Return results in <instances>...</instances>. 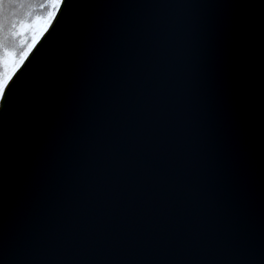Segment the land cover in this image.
<instances>
[{
  "label": "water",
  "instance_id": "water-1",
  "mask_svg": "<svg viewBox=\"0 0 264 264\" xmlns=\"http://www.w3.org/2000/svg\"><path fill=\"white\" fill-rule=\"evenodd\" d=\"M0 107V264H264V0H62Z\"/></svg>",
  "mask_w": 264,
  "mask_h": 264
},
{
  "label": "trees",
  "instance_id": "trees-1",
  "mask_svg": "<svg viewBox=\"0 0 264 264\" xmlns=\"http://www.w3.org/2000/svg\"><path fill=\"white\" fill-rule=\"evenodd\" d=\"M62 0H16L5 3L0 23V107L6 86L48 28ZM16 25V27H12ZM27 26V31L24 27Z\"/></svg>",
  "mask_w": 264,
  "mask_h": 264
},
{
  "label": "snow or ice",
  "instance_id": "snow-or-ice-1",
  "mask_svg": "<svg viewBox=\"0 0 264 264\" xmlns=\"http://www.w3.org/2000/svg\"><path fill=\"white\" fill-rule=\"evenodd\" d=\"M16 2V0H0V15H2V10H3V7H4V4L5 3H14ZM12 27H16V25H12ZM24 27V31H27V26H23ZM3 31V24L0 23V32Z\"/></svg>",
  "mask_w": 264,
  "mask_h": 264
},
{
  "label": "rangeland",
  "instance_id": "rangeland-1",
  "mask_svg": "<svg viewBox=\"0 0 264 264\" xmlns=\"http://www.w3.org/2000/svg\"><path fill=\"white\" fill-rule=\"evenodd\" d=\"M58 11V9L55 11V13H54V15H53V18L51 19V21L49 22V25L51 24V22L53 21V19H54V16L56 15V12ZM49 25H48V27H49ZM48 29V28H47Z\"/></svg>",
  "mask_w": 264,
  "mask_h": 264
}]
</instances>
